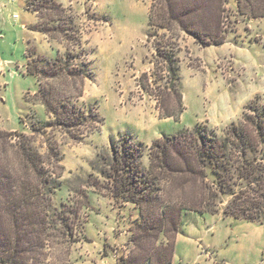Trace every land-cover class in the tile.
I'll list each match as a JSON object with an SVG mask.
<instances>
[{
  "label": "rangeland",
  "instance_id": "1",
  "mask_svg": "<svg viewBox=\"0 0 264 264\" xmlns=\"http://www.w3.org/2000/svg\"><path fill=\"white\" fill-rule=\"evenodd\" d=\"M27 2L0 0V129L29 133L37 119H53L40 102L28 100L38 83L53 93L72 94L69 104L87 115L81 117V124L68 129L53 124L37 135L42 154L46 155L48 139L62 155L57 166H46L60 175L53 203L64 209L75 240L68 257L64 244L54 245L52 260L55 264L65 258L64 264H156L167 256L169 237L164 231L170 235L171 227L166 220L162 231L150 228L157 224L159 211L148 213L147 223L136 205L111 196L110 144L119 132H126L146 145L138 159L145 170L148 146L161 134L171 135L196 123H206L221 134L226 125L241 122L254 137L255 156L264 164V16L252 17L249 9L241 13L237 0H224L225 39L202 46L178 29L149 27L151 0ZM52 2L65 11L50 8ZM12 13L19 18H12ZM147 32L152 35L147 37ZM171 49L177 58L184 108L177 118L166 119L160 117V110L175 108L164 61ZM55 58L53 66L44 61ZM6 63L16 66L9 68ZM28 63L40 70L38 77L27 74ZM59 64L74 73L78 66L83 68L87 76L81 96L75 94L76 77L60 75ZM249 102L253 107L244 109L249 118L242 119L243 106ZM81 133L83 137L77 138ZM89 175L98 189L88 184ZM180 219L172 264H264V220L254 223L192 211Z\"/></svg>",
  "mask_w": 264,
  "mask_h": 264
},
{
  "label": "trees",
  "instance_id": "2",
  "mask_svg": "<svg viewBox=\"0 0 264 264\" xmlns=\"http://www.w3.org/2000/svg\"><path fill=\"white\" fill-rule=\"evenodd\" d=\"M223 3L224 0H151L147 25L165 31L186 32L202 46L218 45L225 39ZM236 3L241 13L249 9L252 17L264 16V0L258 4L252 0H237ZM50 8L65 11L59 3H53ZM151 35L147 32V37ZM171 44L173 48L175 43ZM44 61L53 66L57 58ZM164 61L168 89L175 96V108L166 112L160 110V117L177 118L184 105L177 58L172 49ZM82 63L86 61L82 60ZM26 69L27 74L38 77L40 70H33L30 63ZM58 71L66 79L76 77L75 94L81 96L83 78L87 76L83 68L78 66L74 73L59 64ZM41 72L49 75L48 70ZM71 95L53 93L51 88L38 83L37 90L28 100L40 102L47 117L51 115L53 119H37L31 124L29 133L0 129V264H55L53 246L64 244V256L68 257L75 242L64 209H58L53 203V195L61 185L60 175H53L46 166L51 163L57 166L62 155L54 140H45L46 155L40 152L37 144V135L42 136L53 124L68 129L83 123L81 117L87 118L84 109L69 104ZM159 107L161 109V103ZM251 107L250 102L243 106L242 119L249 118L244 109ZM99 120L101 122L102 118ZM257 125L261 126L259 122ZM76 137L81 139L83 135ZM254 140L241 122L226 125L221 134L206 123H196L191 128L154 138L148 146V166L143 170L138 159L146 145L136 141L131 134L119 132L117 140L110 144L111 196L114 200L136 205L142 221L147 220V223H150L148 213L159 211L157 224L152 227L146 224V228L162 231L164 222L168 221L171 234L164 231L169 237L165 244L167 256L157 259L156 264H170L179 221L186 211L220 212L234 220L263 223L264 164L255 156ZM90 178L91 175L87 182ZM88 184L98 189L95 182ZM225 197L228 199L222 205ZM145 207L149 211H145ZM58 260L62 261L57 264L68 263L67 258Z\"/></svg>",
  "mask_w": 264,
  "mask_h": 264
},
{
  "label": "crops",
  "instance_id": "3",
  "mask_svg": "<svg viewBox=\"0 0 264 264\" xmlns=\"http://www.w3.org/2000/svg\"><path fill=\"white\" fill-rule=\"evenodd\" d=\"M15 1V0H14ZM13 1V2H14ZM13 14V13H12ZM14 14H17L18 16L15 18V17H12V18H14V19H17V18H19V14L18 13H14ZM31 24V23H30ZM22 26L23 27H26V25H24V24H22ZM28 29V28H27ZM32 31V30H31ZM6 64H9V63H6ZM16 66V65H15ZM167 118H170V117H166V119ZM218 215H221V213L219 212V213H217ZM251 222V221H250ZM255 223V222H254ZM173 256V255H172ZM172 261H173V259H171V262H170V264H172ZM115 263V262H114ZM76 264V263H75Z\"/></svg>",
  "mask_w": 264,
  "mask_h": 264
},
{
  "label": "built area",
  "instance_id": "4",
  "mask_svg": "<svg viewBox=\"0 0 264 264\" xmlns=\"http://www.w3.org/2000/svg\"><path fill=\"white\" fill-rule=\"evenodd\" d=\"M9 1L10 2H13L14 0H9ZM17 16H18L17 14H14V13L12 14V17H15L16 18Z\"/></svg>",
  "mask_w": 264,
  "mask_h": 264
},
{
  "label": "water",
  "instance_id": "5",
  "mask_svg": "<svg viewBox=\"0 0 264 264\" xmlns=\"http://www.w3.org/2000/svg\"><path fill=\"white\" fill-rule=\"evenodd\" d=\"M14 66H15V64H11V63L8 64L9 68L14 67Z\"/></svg>",
  "mask_w": 264,
  "mask_h": 264
}]
</instances>
